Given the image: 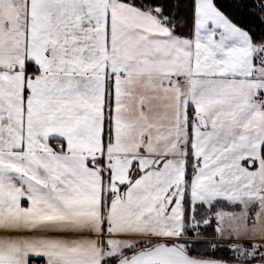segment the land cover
Here are the masks:
<instances>
[{"label": "snow or ice", "instance_id": "6c2138e0", "mask_svg": "<svg viewBox=\"0 0 264 264\" xmlns=\"http://www.w3.org/2000/svg\"><path fill=\"white\" fill-rule=\"evenodd\" d=\"M0 264H264V0H0Z\"/></svg>", "mask_w": 264, "mask_h": 264}]
</instances>
